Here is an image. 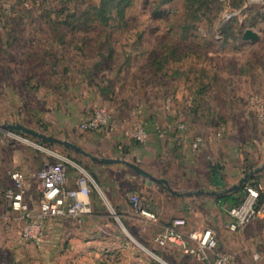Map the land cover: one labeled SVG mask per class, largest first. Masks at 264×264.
Returning <instances> with one entry per match:
<instances>
[{"label": "rangeland", "instance_id": "1", "mask_svg": "<svg viewBox=\"0 0 264 264\" xmlns=\"http://www.w3.org/2000/svg\"><path fill=\"white\" fill-rule=\"evenodd\" d=\"M248 29L256 40L244 39ZM15 123L90 156L2 130L0 264H208L155 239L162 220L187 224L173 217L202 179L236 185L264 165V0H0V127ZM92 157L127 160L192 195ZM54 162L71 188L88 176L91 210L47 221L40 244L25 241L5 192L14 171L38 183ZM142 195L159 223L133 208Z\"/></svg>", "mask_w": 264, "mask_h": 264}, {"label": "built area", "instance_id": "2", "mask_svg": "<svg viewBox=\"0 0 264 264\" xmlns=\"http://www.w3.org/2000/svg\"><path fill=\"white\" fill-rule=\"evenodd\" d=\"M36 177L41 186L36 213L32 212L26 200L28 175L23 171L13 172L12 186L5 192V196L10 201L12 211L22 216L24 224L21 229V238L40 244L47 234V221L63 216L79 217L90 212L91 187L89 178L84 173L78 178L75 188L69 187L65 166L60 162L46 164ZM245 190L246 197L243 201L229 210L232 220L228 228L234 232L264 216V183L246 184ZM130 202L143 218L153 222L158 220L149 196H133ZM184 224L183 219L173 221L171 226L156 236V242L162 246L172 244L181 247L186 253L196 255L206 260L208 264H234L231 256L218 250L214 230L207 228L191 232L188 238L190 242L196 244L195 247L185 241L184 234L179 230V227Z\"/></svg>", "mask_w": 264, "mask_h": 264}, {"label": "crops", "instance_id": "3", "mask_svg": "<svg viewBox=\"0 0 264 264\" xmlns=\"http://www.w3.org/2000/svg\"><path fill=\"white\" fill-rule=\"evenodd\" d=\"M259 176L260 175L250 179L247 184H263L264 175ZM32 180L33 182L27 181L28 193L26 200L29 205L31 204L30 199L34 198L35 194H41L39 181L37 183L36 179ZM210 180L207 178L202 179V184H204L206 188L200 189L198 191H202L200 194H196L195 192L196 195L193 197V201H191L192 206L187 207V203L183 204L185 210L189 209L188 212H185L181 216L173 217L175 219L184 218L187 221V224L179 227V230L184 234L187 233V229L188 231H201L210 228L216 232L218 249L222 253L231 255L233 258L236 257L237 264H259V262L264 260V252H262V249L264 248V216L257 218L243 229L235 232L231 231L228 228V224L232 220L229 215V210L235 205L233 203V198L240 197L243 199L246 196V190L242 188V190L240 189L239 191L225 193L227 189L235 184L233 179L229 180L226 178L223 180L222 178L218 179L213 175ZM67 182L68 186L73 187L75 185L74 176L71 177L70 175ZM208 184H210V187L207 186ZM215 192L218 194H213ZM242 193L244 194V197ZM228 195L232 198L224 199V197ZM1 198L2 196L0 195V199ZM176 204L179 206L180 202H177ZM31 210L33 213H36L38 207L36 209L31 207ZM157 210L154 208V211L157 212L158 220L155 222L152 221L153 223H159L160 220L165 217ZM9 212L15 215V219L19 220L17 224L14 222H10V224L12 229L18 227V234L21 236V229L24 224L22 216L20 213L12 211V209L11 211L9 210ZM162 221L164 222L163 229H166L169 227L173 219ZM51 225L52 222L50 228H53Z\"/></svg>", "mask_w": 264, "mask_h": 264}, {"label": "water", "instance_id": "4", "mask_svg": "<svg viewBox=\"0 0 264 264\" xmlns=\"http://www.w3.org/2000/svg\"><path fill=\"white\" fill-rule=\"evenodd\" d=\"M257 38H258V34L255 33L254 31L250 30V29L246 30V32L244 33V39H246V40H248V39L256 40ZM2 130L3 131H7V130L21 131V132L30 134V135L38 138V139H41V140H44V141H47V142L60 143V144L66 146V147H68V148H70V149H72V150H74V151H76L78 153H82L84 155H89L82 148H80L79 146L71 143L68 140H62V139H59V138L51 136V135H46V134L41 133V132H39L37 130L31 129L29 127H26V126H24L23 124H20V123L2 125V127H0V135L2 133ZM92 158L94 160H97V161L99 160L98 158H95V157H92ZM99 161L104 162V163H116V162H119V163L126 164L129 167L133 168L137 173H139V174H141L143 176H146L149 179H151V180H153V181L165 186L174 195L181 196V197L192 195V193H178L176 191H173L170 187L167 186V183H168L167 180H165V179H157V178L153 177L152 175H150L145 170H143L138 165H136L134 163H131V162L127 161V160H122V159H102V160H99ZM263 170H264V165L254 169L252 171H250L247 174H245L244 177L242 179H240L238 184L233 185L232 187L227 189L225 191V193H229V192H233V191H239L240 189L243 188V186L245 184H247V182L251 178H253L255 175L261 173ZM200 193H202V191L196 192V194H200ZM213 194L217 195L218 193L215 192Z\"/></svg>", "mask_w": 264, "mask_h": 264}, {"label": "trees", "instance_id": "5", "mask_svg": "<svg viewBox=\"0 0 264 264\" xmlns=\"http://www.w3.org/2000/svg\"><path fill=\"white\" fill-rule=\"evenodd\" d=\"M124 1H126V0H119V3L122 4ZM227 198H232V197H230L229 195L224 197V199H227ZM242 201H243V199H241L240 197H234L233 198V203L235 204L234 206L239 205Z\"/></svg>", "mask_w": 264, "mask_h": 264}]
</instances>
